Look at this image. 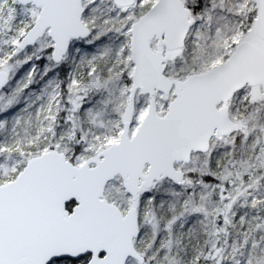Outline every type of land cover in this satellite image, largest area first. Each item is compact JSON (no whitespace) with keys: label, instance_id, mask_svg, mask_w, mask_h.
Returning a JSON list of instances; mask_svg holds the SVG:
<instances>
[{"label":"snow or ice","instance_id":"6c2138e0","mask_svg":"<svg viewBox=\"0 0 264 264\" xmlns=\"http://www.w3.org/2000/svg\"><path fill=\"white\" fill-rule=\"evenodd\" d=\"M0 264H264V0H0Z\"/></svg>","mask_w":264,"mask_h":264}]
</instances>
